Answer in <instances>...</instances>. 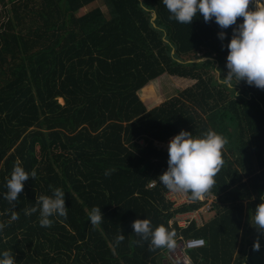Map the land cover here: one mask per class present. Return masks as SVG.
Instances as JSON below:
<instances>
[{
  "label": "trees",
  "instance_id": "trees-1",
  "mask_svg": "<svg viewBox=\"0 0 264 264\" xmlns=\"http://www.w3.org/2000/svg\"><path fill=\"white\" fill-rule=\"evenodd\" d=\"M96 1L0 0V223L7 224L0 254L11 251L15 264H170L165 249L149 251L134 234L132 223L147 218L176 237H203V246L187 250L193 264H253V246L245 256L240 240L238 253L234 247L242 218L254 215L264 194V90L235 80L228 88L216 73L227 74L236 25L221 29L199 13L181 24L162 0H101L107 14L77 12ZM195 58L215 66L187 62ZM181 130H212L228 141L204 195L216 196L213 215L201 225L176 219L201 199L184 193L192 202L175 207L158 179L169 156L157 144ZM17 159L36 176L13 208L3 196ZM108 169L115 171L105 176ZM49 185L65 192L68 213L41 227L39 211L24 209L51 195ZM94 206L103 216L95 227Z\"/></svg>",
  "mask_w": 264,
  "mask_h": 264
},
{
  "label": "clouds",
  "instance_id": "clouds-1",
  "mask_svg": "<svg viewBox=\"0 0 264 264\" xmlns=\"http://www.w3.org/2000/svg\"><path fill=\"white\" fill-rule=\"evenodd\" d=\"M162 3L170 14L169 19L181 24H190L199 13L203 16L205 23L215 18L216 24L221 29L236 25L233 28L231 40L227 44V74L221 78L220 70H216L219 77L218 82L228 88H233L234 80L237 81L236 84L246 81L249 86L264 90V4L259 0H162ZM251 3L256 4L254 11L249 10ZM238 17L243 18V23L237 25ZM218 36L223 41L226 38V33L221 31ZM227 143L224 136L212 130L204 132L200 136H194L188 131L181 130L168 143V167L159 176V181L172 193H190L192 201L207 199L212 194L204 195L215 185L214 177L224 163L222 150ZM114 171L115 169H108L104 175L110 176ZM35 176V170L31 173L26 172L21 166V161L17 159L10 178L6 180L7 191L3 198L14 208L18 195L23 190L24 182L29 177L34 179ZM49 188L51 195L36 197L35 206L24 209L26 216L39 211L41 227L52 226L53 221L49 217L67 218L68 208L65 206V192L61 188H53L51 185ZM212 196L215 200L216 196ZM259 199L261 202L254 209V215L250 220L252 226L259 233L264 234V194ZM204 202L206 201L202 203ZM17 219H19L18 213L13 210L11 221ZM89 220L93 227L102 223L103 216L100 207H92L89 212ZM6 226L7 224L0 223V231ZM132 228L134 234L140 236L141 240L149 241V251L165 248L173 250L176 247L175 238H179L176 237L175 230H169L163 224L154 229L151 220L147 218L136 219L132 223ZM124 239L121 231V234L115 237V244L118 246ZM136 243H140V241ZM253 249L259 251V238L254 242ZM0 264H15L11 251L6 250L0 254Z\"/></svg>",
  "mask_w": 264,
  "mask_h": 264
},
{
  "label": "rangeland",
  "instance_id": "rangeland-1",
  "mask_svg": "<svg viewBox=\"0 0 264 264\" xmlns=\"http://www.w3.org/2000/svg\"><path fill=\"white\" fill-rule=\"evenodd\" d=\"M141 1V0H139ZM260 3L264 4V0H259ZM94 7H99L102 12H104L105 14H107L108 10L106 5L101 1V0H97L96 2H94L93 4H91L90 6H88L87 8H83L78 10V13H85L86 11L93 9ZM256 9V4L253 3V10ZM204 59V58H203ZM207 65L209 67H214L215 64L214 62H212L211 60H209V62H207V59H204ZM238 90L236 91V94H238ZM171 139H167L165 142L162 143V146L164 147V149H168V143ZM158 147H161V143L157 144ZM185 201L184 198L182 200V202ZM214 201V199L212 200V202ZM212 202L209 204V208L207 209L206 204L202 206L203 211L200 213V218L198 217V215H196V217L193 216V213H184V214H179L176 215V219L178 220H183V219H189V217H192L196 220V223L198 225L203 224L206 220H208L210 217H212L213 212L212 210ZM176 203H180V201H177ZM252 216L247 217L244 221V219L242 218L241 220V228H240V233L237 237L238 240H236V244L234 247V254L235 252H237V249L239 248V240H240V244H241V250L243 251V255L245 256V254L247 253V249L251 246L254 245V242L257 240L258 238V231L257 229L252 226L251 224V218ZM264 237V236H263ZM247 238V239H246ZM246 240H248L246 242ZM250 244V245H249ZM238 253V252H237ZM167 258V256H165ZM249 260L253 263V264H264V248L263 249H259V251H254V249L250 250V255H249ZM163 261H165V259H163ZM246 262V261H245ZM243 262H241V264H243Z\"/></svg>",
  "mask_w": 264,
  "mask_h": 264
},
{
  "label": "built area",
  "instance_id": "built-area-1",
  "mask_svg": "<svg viewBox=\"0 0 264 264\" xmlns=\"http://www.w3.org/2000/svg\"><path fill=\"white\" fill-rule=\"evenodd\" d=\"M161 147L164 148L162 146V143H161ZM167 197L170 200L175 202L174 206L181 204L183 198L185 200L183 202L185 203L192 202L187 199V196L184 193H172L169 191L167 194ZM213 199L214 197L210 195L207 199H202L201 202L203 201H206V202L202 203L201 206H199L198 208L192 211H187L184 213L190 212V213H193L194 217L198 215V217L200 218V213L203 211L202 206L206 204L207 209H208L210 206L209 204L212 202ZM177 201H180V203H176ZM189 218H192V217H189ZM175 239H176V247L173 250H168L166 248L164 250V257L167 256V258L165 257L166 262L168 261L170 264H193V261L190 260V258L187 255V250L202 246L204 244V239L200 236L186 237V238L179 237Z\"/></svg>",
  "mask_w": 264,
  "mask_h": 264
},
{
  "label": "water",
  "instance_id": "water-1",
  "mask_svg": "<svg viewBox=\"0 0 264 264\" xmlns=\"http://www.w3.org/2000/svg\"><path fill=\"white\" fill-rule=\"evenodd\" d=\"M155 19V14L154 13H152L151 14V17H150V22L152 23V21ZM153 24V23H152ZM171 52H172V49L170 50ZM204 58H206V57H204ZM201 59H203V58H195V59H192V60H187V62H199V61H201Z\"/></svg>",
  "mask_w": 264,
  "mask_h": 264
}]
</instances>
